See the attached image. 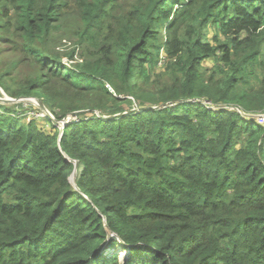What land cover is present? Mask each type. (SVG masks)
<instances>
[{"label": "trees", "instance_id": "1", "mask_svg": "<svg viewBox=\"0 0 264 264\" xmlns=\"http://www.w3.org/2000/svg\"><path fill=\"white\" fill-rule=\"evenodd\" d=\"M0 89L109 114L0 107V264H264V0H0Z\"/></svg>", "mask_w": 264, "mask_h": 264}, {"label": "rangeland", "instance_id": "2", "mask_svg": "<svg viewBox=\"0 0 264 264\" xmlns=\"http://www.w3.org/2000/svg\"><path fill=\"white\" fill-rule=\"evenodd\" d=\"M62 39H68L70 41H74V37L72 35L66 34L60 37ZM61 40V39H60ZM69 45V44H68ZM56 47V46H55ZM62 49V50H59ZM58 52L64 53L66 52L67 46L65 47H60ZM3 58L9 59L11 56H9L8 53L1 54ZM82 60L76 58V62H81ZM70 64V63H69ZM204 66H211V62H206L204 63ZM16 75V79L18 77V71L11 70L8 73V78L12 79V77ZM129 99L133 100L132 98L129 97ZM41 103V102H40ZM40 103L37 100H33L30 98H11L10 96L6 95L1 89H0V107H4L6 109H10V113H7L8 115H16L21 119L22 123L24 124H29L31 122H36L38 125V128L41 131L47 132V133H55L56 131H61L68 123L66 121L67 117H70L72 121L70 123H77L80 119H96V118H108L109 114L103 110H79L75 112H68L64 115H59V118H56L50 110H48L46 107L43 108L41 107ZM135 109H138L137 105H134ZM213 107L211 106L210 109ZM259 115V116H256ZM264 115V112H259L258 114H255L254 116H247L246 119L249 120H254L256 122H260L261 118ZM262 124V123H261ZM80 171V170H78ZM73 173V172H72ZM79 174V172H78ZM78 177V176H77ZM68 180H70V184L72 185V182L76 183V180L74 181V178L72 177V174L69 176ZM73 186V185H72ZM110 236L114 238V235L112 233H109ZM109 248V249H108ZM122 246L119 245L116 247V254H119L122 252ZM113 252L109 246L106 247L105 251L106 253ZM127 255H129L127 253ZM119 258V257H118ZM127 258H121L119 259L120 262L122 263L125 261Z\"/></svg>", "mask_w": 264, "mask_h": 264}, {"label": "built area", "instance_id": "3", "mask_svg": "<svg viewBox=\"0 0 264 264\" xmlns=\"http://www.w3.org/2000/svg\"><path fill=\"white\" fill-rule=\"evenodd\" d=\"M63 44L64 45H66L67 47H69L70 45H71V42H69V41H63ZM69 44V45H68ZM62 47V46H61ZM63 47H65V46H63ZM60 48V47H59ZM59 48H57V49H59ZM59 50H62V49H59ZM67 50V49H66ZM75 60H76V57L73 59V60H69L68 58H66V57H64L63 59H62V63L63 64H65L66 66H68V67H71L73 64H75ZM70 63V64H69ZM252 116H254V115H252ZM256 116H259V115H256ZM261 118V121L260 122H257L258 124H260V125H263L264 126V115L262 116V117H260ZM84 120H86V119H80L79 121H77V123H79L80 121H84ZM66 121H67V125L66 126H68V125H71V124H77V123H70L71 121H72V119L70 118V117H67L66 118ZM262 123V124H261ZM65 126V127H66ZM64 127V128H65ZM63 128V129H64ZM115 251V250H114ZM116 253V252H115ZM124 253H126V252H124ZM120 254L121 253H119V258H120Z\"/></svg>", "mask_w": 264, "mask_h": 264}, {"label": "water", "instance_id": "4", "mask_svg": "<svg viewBox=\"0 0 264 264\" xmlns=\"http://www.w3.org/2000/svg\"><path fill=\"white\" fill-rule=\"evenodd\" d=\"M39 102V101H38ZM40 103V102H39ZM41 107L45 108L41 103H40ZM60 139L62 137V133L59 135ZM75 163V167H74V170H73V173H72V177L74 178V181L75 179L77 178L78 176V163L77 161H74ZM69 183H70V180H68ZM72 185L75 187L76 183L75 182H72Z\"/></svg>", "mask_w": 264, "mask_h": 264}, {"label": "bare ground", "instance_id": "5", "mask_svg": "<svg viewBox=\"0 0 264 264\" xmlns=\"http://www.w3.org/2000/svg\"><path fill=\"white\" fill-rule=\"evenodd\" d=\"M79 172V171H78ZM127 257V252L126 253H122L120 254V258H126Z\"/></svg>", "mask_w": 264, "mask_h": 264}, {"label": "clouds", "instance_id": "6", "mask_svg": "<svg viewBox=\"0 0 264 264\" xmlns=\"http://www.w3.org/2000/svg\"><path fill=\"white\" fill-rule=\"evenodd\" d=\"M109 251V250H108ZM110 252V251H109ZM114 253H115V251H113ZM124 252H126V251H122V253H124ZM116 254V253H115ZM129 254V253H128ZM117 255V257H119V254H116ZM128 256L129 255H127V257L126 258H128ZM119 259H121V258H119Z\"/></svg>", "mask_w": 264, "mask_h": 264}]
</instances>
